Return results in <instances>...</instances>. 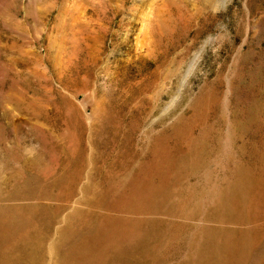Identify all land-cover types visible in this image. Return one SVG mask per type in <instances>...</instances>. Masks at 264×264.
<instances>
[{
	"label": "rangeland",
	"instance_id": "374dc122",
	"mask_svg": "<svg viewBox=\"0 0 264 264\" xmlns=\"http://www.w3.org/2000/svg\"><path fill=\"white\" fill-rule=\"evenodd\" d=\"M0 264H264V0H0Z\"/></svg>",
	"mask_w": 264,
	"mask_h": 264
}]
</instances>
